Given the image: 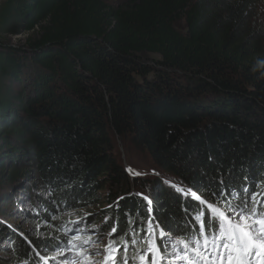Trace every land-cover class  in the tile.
Here are the masks:
<instances>
[{"label": "trees", "instance_id": "16d2710c", "mask_svg": "<svg viewBox=\"0 0 264 264\" xmlns=\"http://www.w3.org/2000/svg\"><path fill=\"white\" fill-rule=\"evenodd\" d=\"M121 148L162 176L132 177ZM253 185L264 198V0L0 1V264H57L92 229L129 264L150 244L172 263L207 209L191 191L224 210ZM19 209L45 226L11 225Z\"/></svg>", "mask_w": 264, "mask_h": 264}, {"label": "snow or ice", "instance_id": "6c2138e0", "mask_svg": "<svg viewBox=\"0 0 264 264\" xmlns=\"http://www.w3.org/2000/svg\"><path fill=\"white\" fill-rule=\"evenodd\" d=\"M131 171L129 169V172ZM135 175L141 174L135 173ZM195 187L199 189L200 186ZM177 190L184 191L179 188ZM242 193L243 196L239 204L233 205L228 202V207L221 210L213 203L201 199L195 191H191V196L199 201V205L207 204V209L193 218L194 221L199 222L195 228L196 236L191 245L185 243L183 254L177 256V260H182L185 264H264V198L257 199L261 193L255 191L254 185L243 187ZM223 194V190L213 193V195L220 196ZM229 194L235 195L234 193ZM143 198L148 200L146 196ZM148 202L151 204L150 200ZM208 210H210V216ZM116 231L113 228L109 235L115 234ZM164 237L165 230L161 229L160 239L163 240ZM76 241H80V238L73 237L67 242L68 250L75 251L80 259V264H96L95 261H90V258L99 255L100 250L84 247L91 242V239L79 243ZM133 243L135 242L133 241ZM113 244L114 241H110L104 249L106 253L104 264H129L127 246L113 248ZM55 249H59L57 255L63 254L64 250L60 249L58 244L54 245ZM160 250V245L150 244L146 250L138 253V264H157L154 253ZM121 252L124 253L122 257L119 256ZM149 257H151L150 260ZM55 258L54 256L53 259Z\"/></svg>", "mask_w": 264, "mask_h": 264}, {"label": "rangeland", "instance_id": "374dc122", "mask_svg": "<svg viewBox=\"0 0 264 264\" xmlns=\"http://www.w3.org/2000/svg\"><path fill=\"white\" fill-rule=\"evenodd\" d=\"M1 1V0H0ZM111 2H119L121 0H108ZM23 37L22 35L18 34V35H11L8 36V40H10L11 42H17V39ZM156 57V56H155ZM122 153V159H123V165L125 166V169L129 172L130 166H127V162H129L130 164H132L136 169H138L137 171L144 173V174H148V173H152L153 171V166L155 167L156 170V175H161L159 174V169L158 167L153 163L152 159L147 156L145 153H143L142 151L136 150V149H120ZM135 173H137L135 170L129 172V174L133 176H137L135 175ZM39 186V191L43 192L44 194H47L48 191L46 189H44L43 187H40V184H38ZM34 187V186H33ZM46 191V192H45ZM8 198V197H7ZM9 199V198H8ZM6 202V201H5ZM3 201V203H5ZM6 206V205H4ZM10 210V209H9ZM14 214L18 212L17 215H15V217L12 215V213L6 215L5 218H7L10 222L11 225L17 226L19 228V230H22L24 232H26L27 234L33 230L36 229V231H40L45 224L43 222H41L39 220V223L34 224V222L32 220V218H29L25 215V212H23L21 209L16 211H13ZM39 219V218H38ZM80 233V232H79ZM79 233H70L69 236L73 237H79ZM90 234H85L84 233V238L83 239H91V242L84 245V247L88 248V249H99L100 250V254L99 255H94L90 258V261H95L96 264H101V261H103L102 259L104 258V254H105V247L109 244L110 242V238L108 236V234H105L103 232H97L95 229L89 230ZM3 244V246H7V239H1L0 240ZM76 243H79V241H76ZM0 247H1V243H0ZM113 248H115L114 244H113ZM60 249H63V254L58 256V263L59 264H80V259L77 256V254L75 253V251H70L69 249V245H63L60 247ZM4 250L2 248H0V257L4 254L3 252ZM167 263H169V260L167 261ZM6 264V263H5Z\"/></svg>", "mask_w": 264, "mask_h": 264}, {"label": "bare ground", "instance_id": "6f19581e", "mask_svg": "<svg viewBox=\"0 0 264 264\" xmlns=\"http://www.w3.org/2000/svg\"><path fill=\"white\" fill-rule=\"evenodd\" d=\"M57 264H59V263H57Z\"/></svg>", "mask_w": 264, "mask_h": 264}]
</instances>
